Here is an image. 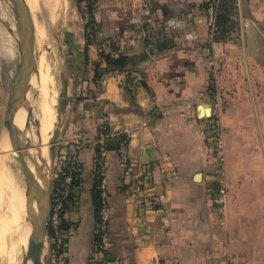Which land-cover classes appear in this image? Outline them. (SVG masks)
I'll use <instances>...</instances> for the list:
<instances>
[{
	"label": "crops",
	"instance_id": "crops-1",
	"mask_svg": "<svg viewBox=\"0 0 264 264\" xmlns=\"http://www.w3.org/2000/svg\"><path fill=\"white\" fill-rule=\"evenodd\" d=\"M93 5L96 30L89 43L82 14L65 31L57 142L62 152L78 143L81 174L66 205L63 249L50 251L49 263L264 264V0H233L212 41L203 0ZM101 51L146 56L98 84ZM210 85L224 100L222 176L229 191L222 209L214 201ZM2 93L0 83V99ZM101 127L129 136L134 166L124 169L116 148H108L110 244L104 253L95 246ZM138 168L143 174L135 176ZM133 182L139 183L135 195Z\"/></svg>",
	"mask_w": 264,
	"mask_h": 264
},
{
	"label": "rangeland",
	"instance_id": "rangeland-1",
	"mask_svg": "<svg viewBox=\"0 0 264 264\" xmlns=\"http://www.w3.org/2000/svg\"><path fill=\"white\" fill-rule=\"evenodd\" d=\"M36 1L34 10L30 11L35 27L34 57L36 64L29 80L25 99L17 106V109L25 112V114L23 113L24 122L19 127L22 129L26 124L27 117L25 106H29L32 109L34 90L38 83L37 76L41 73L52 74L49 76L52 81L54 80L53 86L56 92L54 104L55 121L47 137L48 164L45 165L46 176L52 182L53 174L56 172L54 163L56 164L59 161V155L63 153L60 151L61 146H59L57 141L63 99L65 31L66 27L71 25L73 18L76 15L82 14V10L88 0H63L58 7H53V9H50L40 0ZM12 32L16 34L14 12L11 3L9 0H0V83L1 91L3 92L0 99V264H32L30 258H27L25 262L28 235L31 228L30 217L27 214L29 209L26 199L25 204H13V199L6 186L4 174L2 178L3 171L1 172V162L4 161L9 170L17 176L24 193H28L29 183L27 177L23 172L17 153L10 147L8 131L3 123L11 79L18 62L17 44ZM38 72L40 74H36ZM30 118H32V114L28 121H30ZM27 123L29 125V122ZM26 158L28 157L25 156ZM30 166L32 169L33 164L31 163ZM47 243L48 240L46 239L41 250V258L44 264H50Z\"/></svg>",
	"mask_w": 264,
	"mask_h": 264
},
{
	"label": "built area",
	"instance_id": "built-area-1",
	"mask_svg": "<svg viewBox=\"0 0 264 264\" xmlns=\"http://www.w3.org/2000/svg\"><path fill=\"white\" fill-rule=\"evenodd\" d=\"M223 0H203L202 12L205 17L206 25L210 39L214 38L218 29V16L221 12V4ZM146 22L148 26L154 27L153 19L147 17ZM211 94L210 115L207 119L209 135L211 138L210 153L214 158L217 165V186L215 187L214 201L218 204L219 209L223 208L224 200L228 194V185L225 178L222 176L224 168V135L225 130L221 124V115L224 109V100L222 94L217 89H213ZM117 140V153L120 163L124 169H133V165L128 157L127 146L129 136L124 133L114 132L105 127H101L98 134L96 145V156L94 158L95 164V188L98 192V205L96 207V225L95 246L98 253H104L109 247L108 236V220L110 217V205L106 184L108 161L106 141L108 139ZM79 145L76 143L70 149L59 155V161L55 165L56 172L53 174L51 182V199H50V212L47 218V233L46 238L49 242V253L56 254L63 249L66 235L68 233V226L65 222L66 205L72 197V189L77 185V179L80 177V165L77 160V151ZM144 169L138 168L135 176L143 174ZM134 172V173H135ZM139 188L138 182L131 184V194L135 195L136 190ZM237 239V238H236ZM227 264H236L229 260Z\"/></svg>",
	"mask_w": 264,
	"mask_h": 264
},
{
	"label": "water",
	"instance_id": "water-1",
	"mask_svg": "<svg viewBox=\"0 0 264 264\" xmlns=\"http://www.w3.org/2000/svg\"><path fill=\"white\" fill-rule=\"evenodd\" d=\"M9 1L14 12L16 34L12 33L14 34L17 44L18 62L15 67L14 75L11 79V86L7 98L3 123L8 131L10 147L17 153L23 172L29 183L28 193H26L27 206L28 204H33L34 202L36 208V210L31 212L27 209V214L30 217L31 228L28 235L25 262L27 261V258H30L32 264H44L41 258V250L47 233V218L50 212L51 199V181L36 164H34V166L37 173L41 177V181L37 180L35 174L31 171L25 156H28L31 161L32 158L28 153L24 152L17 130L13 123L15 110L25 99L29 80L36 64L34 57L35 27L30 9L25 0ZM25 109L27 111V123L32 114V109L29 106H25ZM106 147L116 148L117 140L114 138L108 139L106 141Z\"/></svg>",
	"mask_w": 264,
	"mask_h": 264
},
{
	"label": "bare ground",
	"instance_id": "bare-ground-1",
	"mask_svg": "<svg viewBox=\"0 0 264 264\" xmlns=\"http://www.w3.org/2000/svg\"><path fill=\"white\" fill-rule=\"evenodd\" d=\"M43 4L47 5L50 9L53 7H58L63 0H40ZM30 11L36 5V0H25ZM3 8V7H2ZM63 9V8H62ZM36 39V38H35ZM41 63V61H40ZM41 65V64H40ZM39 68L40 66L37 65ZM45 69V68H44ZM47 70V69H46ZM39 71V69H37ZM45 71V70H44ZM40 71V72H44ZM36 74H40L39 72ZM50 75V74H49ZM46 73H41L37 76V85L34 90L33 102H32V118H30L29 125L26 123L22 129L19 127L22 126L24 122L23 113L25 112L20 109L15 110L13 123L18 133L19 140L22 144L24 152L28 153L31 159L26 158L27 164L31 169V163L33 167L31 171L35 174L37 180L41 181V177L37 173L34 164L41 168V171L46 175V166L47 163V137L51 132V129L54 124V104H55V89L53 86V81L51 75L49 76ZM4 160V159H3ZM31 163H30V161ZM2 161V160H1ZM6 164V163H5ZM4 164V161L1 162L2 165V178L3 174L6 179V186L8 192L13 199V204H25V193L23 187L19 182L17 176L9 170L7 165ZM45 167V168H44ZM15 172V171H14ZM17 173V172H16ZM20 177V176H19ZM28 209L31 212L34 211V203L28 204ZM28 264V263H27Z\"/></svg>",
	"mask_w": 264,
	"mask_h": 264
},
{
	"label": "trees",
	"instance_id": "trees-1",
	"mask_svg": "<svg viewBox=\"0 0 264 264\" xmlns=\"http://www.w3.org/2000/svg\"><path fill=\"white\" fill-rule=\"evenodd\" d=\"M232 3L233 0H223L221 4V12L218 16V27L222 26L224 22L227 21V16L232 13ZM94 0H88L86 6L82 10V16L85 19L84 26H85V40L87 43H89L92 40V36L95 33L96 27H95V19H94ZM101 59L105 61V65L102 66L101 61H98L95 64V75L94 79L97 81L98 84H100V80L102 77L108 73L113 72H124L129 71L130 67L133 66L137 60L140 58H144L146 54L142 53L141 55L134 57V56H128L126 54L120 53L118 56H113L109 53H104L103 51L100 52ZM214 89L213 85H210L208 90L209 92H212ZM80 177L76 180L79 182ZM94 199L96 207L98 205V192L96 188L94 189Z\"/></svg>",
	"mask_w": 264,
	"mask_h": 264
}]
</instances>
